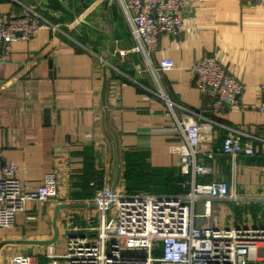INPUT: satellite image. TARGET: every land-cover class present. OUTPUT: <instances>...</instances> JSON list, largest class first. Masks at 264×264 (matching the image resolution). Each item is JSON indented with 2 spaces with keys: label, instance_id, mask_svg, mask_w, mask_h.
I'll use <instances>...</instances> for the list:
<instances>
[{
  "label": "crops",
  "instance_id": "0c3cea01",
  "mask_svg": "<svg viewBox=\"0 0 264 264\" xmlns=\"http://www.w3.org/2000/svg\"><path fill=\"white\" fill-rule=\"evenodd\" d=\"M59 1L70 13L57 11L49 0H0V14L10 8L19 11L18 2L30 4L61 29H42L33 39L13 41L10 59L0 63L1 158L12 160L18 178L33 186L55 172L58 188L55 200L28 203L16 212L13 225L0 228V241L50 238L52 209L58 202L72 204L58 212V237L68 219L82 226L86 213L96 215L93 190L111 187L113 146L116 186L123 182L152 193L186 190L189 175L180 174L176 154L170 151L181 139L172 132L174 120L155 94L157 83L148 68L156 67L161 57L173 62L156 76L171 100L223 125L264 136V115L255 108L256 86L264 77V1L186 0L182 32L160 35L148 64L132 50L134 41L114 1ZM204 55L214 56L242 82L237 109L212 112L207 96L195 88L188 67ZM103 75L105 108L99 97ZM210 131L212 147H220L224 130L214 125ZM252 144L257 141L252 139ZM213 166L212 174L196 180H224L234 198L214 201L211 216L197 224L263 223L264 155L231 157L216 151ZM45 247L5 242L0 264H8L15 253L29 252L41 257L29 254L32 264H48Z\"/></svg>",
  "mask_w": 264,
  "mask_h": 264
},
{
  "label": "built area",
  "instance_id": "2783aa9c",
  "mask_svg": "<svg viewBox=\"0 0 264 264\" xmlns=\"http://www.w3.org/2000/svg\"><path fill=\"white\" fill-rule=\"evenodd\" d=\"M114 1L128 27L134 45L148 64L149 53L157 47L162 34L179 35L183 30L186 0H110ZM264 1V0H257ZM0 14V63L10 59L11 44L30 40L42 29L60 31V27L42 15L35 6L19 3ZM99 61L104 60L99 57ZM173 66L161 57L156 67L148 64L157 83L155 94L164 102L165 113L174 120L172 132L180 142L171 145L181 175H189L182 193L129 192L124 186L98 192L93 202L97 214H85V224L68 219L63 235V253L52 244L45 247L48 264H264V222L252 226H221L197 221L211 216L214 201L234 198L224 180L197 181L212 174L215 152L231 157L238 154L264 155V136H253L242 128L226 126L190 108L178 105L160 87L157 73ZM189 70L194 86L207 96L212 112L234 110L244 90L242 82L227 72L211 55L191 61ZM255 108L264 115V77L256 86ZM178 108L176 114L174 109ZM224 130L221 145H211V128ZM89 139L90 133H85ZM252 139L257 144H252ZM12 160L0 155V228L13 225L16 212L28 203L45 204L58 196L57 176L51 171L38 185H30L17 176ZM94 186V181H90ZM264 204V195L261 196ZM199 201L201 211L195 213ZM8 264H32L27 253H15Z\"/></svg>",
  "mask_w": 264,
  "mask_h": 264
},
{
  "label": "water",
  "instance_id": "95a60500",
  "mask_svg": "<svg viewBox=\"0 0 264 264\" xmlns=\"http://www.w3.org/2000/svg\"><path fill=\"white\" fill-rule=\"evenodd\" d=\"M51 6L56 9L57 11L63 12V13H70L61 3L59 0H49ZM106 89H107V81L105 75L102 77L101 81V87H100V102L101 105L105 108V97H106ZM111 169H112V180H111V187L110 189L112 190L115 186L117 176H118V170H117V157H116V152L115 148L113 146V155H112V160H111ZM72 205L71 203H55L52 209V218H51V227H52V236L48 239H43V240H32V239H16V240H1L0 241V246L5 243V242H12V243H20V244H43V245H48L52 244L58 237V227L56 224V219L58 212L60 208L64 206H70Z\"/></svg>",
  "mask_w": 264,
  "mask_h": 264
},
{
  "label": "rangeland",
  "instance_id": "374dc122",
  "mask_svg": "<svg viewBox=\"0 0 264 264\" xmlns=\"http://www.w3.org/2000/svg\"><path fill=\"white\" fill-rule=\"evenodd\" d=\"M122 186H124L125 187V189H126V186H125V184H123V182H121L120 183ZM194 211H195V213H198V212H200L201 211V205H200V202L199 201H197L196 203H195V207H194ZM63 235H64V232L58 237V239L56 240V241H54L53 243H52V245H53V247H54V251L56 252V253H63L64 252V250H63ZM29 254L31 255V256H34V258H39L40 256L39 255H37V254H34L33 252H29ZM28 254V255H29ZM41 258V257H40ZM37 264H43L42 262H38L37 261Z\"/></svg>",
  "mask_w": 264,
  "mask_h": 264
},
{
  "label": "trees",
  "instance_id": "16d2710c",
  "mask_svg": "<svg viewBox=\"0 0 264 264\" xmlns=\"http://www.w3.org/2000/svg\"><path fill=\"white\" fill-rule=\"evenodd\" d=\"M127 176H128V173L127 172H124L123 173L124 180L127 179ZM126 190L129 191V192H134L135 191V189L132 188V187H130V186H126Z\"/></svg>",
  "mask_w": 264,
  "mask_h": 264
}]
</instances>
